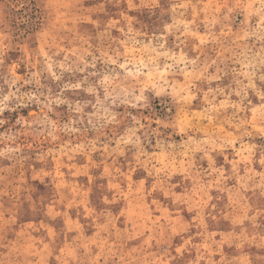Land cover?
I'll use <instances>...</instances> for the list:
<instances>
[{
	"label": "rangeland",
	"instance_id": "obj_1",
	"mask_svg": "<svg viewBox=\"0 0 264 264\" xmlns=\"http://www.w3.org/2000/svg\"><path fill=\"white\" fill-rule=\"evenodd\" d=\"M0 264H264V0H0Z\"/></svg>",
	"mask_w": 264,
	"mask_h": 264
}]
</instances>
